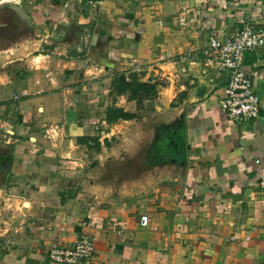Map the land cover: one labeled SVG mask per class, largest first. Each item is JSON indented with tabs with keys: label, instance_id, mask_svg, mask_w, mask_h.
<instances>
[{
	"label": "crops",
	"instance_id": "1",
	"mask_svg": "<svg viewBox=\"0 0 264 264\" xmlns=\"http://www.w3.org/2000/svg\"><path fill=\"white\" fill-rule=\"evenodd\" d=\"M242 18L264 27V0H0V264H61L50 245L81 235L76 264H264V46L240 123L204 55ZM121 74L157 95L138 106Z\"/></svg>",
	"mask_w": 264,
	"mask_h": 264
},
{
	"label": "built area",
	"instance_id": "2",
	"mask_svg": "<svg viewBox=\"0 0 264 264\" xmlns=\"http://www.w3.org/2000/svg\"><path fill=\"white\" fill-rule=\"evenodd\" d=\"M239 25L226 36L212 35L204 50L206 63L215 65L229 75L224 88L221 107L225 115L237 123L258 118L261 111L260 97L244 68L246 52L264 46V27H256L250 20L239 19ZM15 99L19 95L14 96ZM141 226L149 224V216L142 215ZM85 224V223H84ZM95 253V240L90 235H81L70 246L58 242L50 245L49 260L61 264H76L91 260Z\"/></svg>",
	"mask_w": 264,
	"mask_h": 264
},
{
	"label": "trees",
	"instance_id": "3",
	"mask_svg": "<svg viewBox=\"0 0 264 264\" xmlns=\"http://www.w3.org/2000/svg\"><path fill=\"white\" fill-rule=\"evenodd\" d=\"M114 89L121 93L129 91L132 99H136L138 106L142 107L143 101L153 99L157 95V86L155 83L140 81L135 75L130 74L126 77L124 74L118 75L114 80ZM136 114L126 112L118 107H111L107 111L108 121L116 119H129L135 117Z\"/></svg>",
	"mask_w": 264,
	"mask_h": 264
},
{
	"label": "rangeland",
	"instance_id": "4",
	"mask_svg": "<svg viewBox=\"0 0 264 264\" xmlns=\"http://www.w3.org/2000/svg\"><path fill=\"white\" fill-rule=\"evenodd\" d=\"M146 111H148V107L146 106L143 110H142V113H146ZM140 154V158L138 159L139 161H137V166H136V164H135V162L134 163H132V164H128V165H125L124 166V168H123V173H124V175H126L127 173L129 174V173H134V172H139V171H142V163H141V152L139 153ZM138 154V155H139ZM133 167V168H132Z\"/></svg>",
	"mask_w": 264,
	"mask_h": 264
},
{
	"label": "water",
	"instance_id": "5",
	"mask_svg": "<svg viewBox=\"0 0 264 264\" xmlns=\"http://www.w3.org/2000/svg\"><path fill=\"white\" fill-rule=\"evenodd\" d=\"M12 8L22 14V11L18 7L12 6Z\"/></svg>",
	"mask_w": 264,
	"mask_h": 264
}]
</instances>
